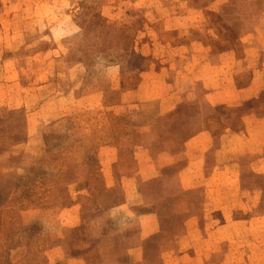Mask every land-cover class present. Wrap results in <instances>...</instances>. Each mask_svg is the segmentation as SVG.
I'll list each match as a JSON object with an SVG mask.
<instances>
[{
  "label": "rangeland",
  "instance_id": "374dc122",
  "mask_svg": "<svg viewBox=\"0 0 264 264\" xmlns=\"http://www.w3.org/2000/svg\"><path fill=\"white\" fill-rule=\"evenodd\" d=\"M246 2L0 0V83L17 81L22 93L18 102L22 106L7 109L0 117V146H13L10 151H0V184L10 173L18 183L0 207V264H43L46 251L62 245L67 252L83 255L87 264H121L113 261L125 256L133 240L137 241L138 225L120 223L115 217L111 227L106 221L109 210L125 201L123 178L136 175V154L132 152L113 166L118 181L108 187L107 170L99 163L95 147L69 133L45 130L40 124L33 132V116L41 115L48 100L60 101L68 94L83 97L100 92L105 107L119 103L121 92L111 88L108 67L127 63L134 69L152 61L136 50L151 45V38L159 32L161 37L177 41V33L164 32L157 22L174 12L201 19L192 29L210 35L215 45L238 46L242 36L262 24L253 22V10L258 16L263 14V2L256 9ZM176 116L161 115L157 103L143 107L131 103L115 110L85 111L77 116L80 120L74 127L79 122L89 135L101 134L104 143L114 144L116 126L127 124L132 127L135 148L151 147L157 156L166 149L178 152L192 134L189 119L177 120ZM15 134L26 140L15 141ZM77 190L84 194L74 206L80 214L65 211L62 205V201L70 204L71 196L77 199ZM49 191L56 192L58 205L29 209ZM202 196L201 191L182 195V203L172 204L168 211L163 201H156L154 208L164 219L163 231L153 239V246L144 243L141 261L128 264H166L168 249L163 241L177 219L187 216L183 212L201 206ZM108 227L110 233L103 235Z\"/></svg>",
  "mask_w": 264,
  "mask_h": 264
},
{
  "label": "crops",
  "instance_id": "0c3cea01",
  "mask_svg": "<svg viewBox=\"0 0 264 264\" xmlns=\"http://www.w3.org/2000/svg\"><path fill=\"white\" fill-rule=\"evenodd\" d=\"M246 1L255 9L259 1L264 4V0ZM174 13L157 22L164 32L177 33V41L159 32L151 45L136 50L152 61L134 69L127 63L108 67L111 88L121 92L119 103L105 107L100 92L48 100L41 115L33 116L31 130L35 132L40 124L95 147L99 163L107 170L108 187L118 181L113 166L136 154V175L123 178L125 201L111 208L108 218L137 223V241L126 254L132 263L143 259L146 240L163 231L156 201L173 198L180 205L182 195L201 191V206L183 212L187 216L162 243L168 249L166 264H264V13L258 16L253 10V22L262 24L242 36L235 47L215 45L210 35L192 29L201 19ZM21 97L20 83L1 82L0 117L7 109L20 108ZM131 103L142 107L157 103L161 115L175 113L177 120L189 119L192 134L178 152L166 149L156 156L151 147L135 148L127 124L116 126L114 144L104 143L101 134L89 135L79 122L74 127L85 111L115 110ZM166 167L174 173H164ZM76 192L77 199L71 196L72 202L62 201V205L65 211L80 214L74 206L84 194ZM55 195L47 192L29 209L58 205ZM64 247L46 251L43 264H87L83 255Z\"/></svg>",
  "mask_w": 264,
  "mask_h": 264
},
{
  "label": "trees",
  "instance_id": "16d2710c",
  "mask_svg": "<svg viewBox=\"0 0 264 264\" xmlns=\"http://www.w3.org/2000/svg\"><path fill=\"white\" fill-rule=\"evenodd\" d=\"M15 141L17 142H21V141H25L26 140V137L25 136H21L19 134H15ZM44 139V137L42 138ZM13 148V146H9L8 148H5L3 146H0V151L2 152H6V151H10L11 149ZM11 159L13 160L14 157L12 156ZM164 173H168V174H173V169L172 167H166L164 168ZM11 177H9L8 179H6L4 182H2L0 184V207H2V205L7 202V200L9 199L11 193L14 191L15 187L18 185L17 182H15L14 180V174L13 173H10ZM174 204V199L173 198H168V199H165L162 203V206L165 207V211H168L169 210V207ZM159 216H160V219H161V223H163V217H162V213L159 212ZM182 218H178L177 219V222L180 221ZM106 224L110 225L112 227V225L114 224L113 220L111 219H107L106 221ZM111 227H108V228H105L102 232L103 235H107L110 233V230L109 229H112ZM32 229V228H31ZM160 236V234H157V235H154L153 237L149 238L148 240H146L145 244L146 246H153L154 243H153V239L155 238H158ZM118 262L119 263H132L129 259V256L128 255H125V256H121L119 257L118 259Z\"/></svg>",
  "mask_w": 264,
  "mask_h": 264
}]
</instances>
